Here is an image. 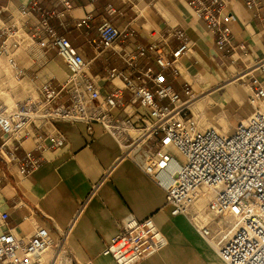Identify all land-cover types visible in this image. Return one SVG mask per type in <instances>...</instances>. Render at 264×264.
Returning <instances> with one entry per match:
<instances>
[{
    "label": "built area",
    "instance_id": "built-area-1",
    "mask_svg": "<svg viewBox=\"0 0 264 264\" xmlns=\"http://www.w3.org/2000/svg\"><path fill=\"white\" fill-rule=\"evenodd\" d=\"M88 1L90 6L96 2ZM225 3L189 0L194 16L212 35L222 57H230L233 66L246 64L249 49L237 43L230 25L235 16L224 13ZM245 4L249 12L264 8V0H247ZM74 8L73 0H28L10 25L1 19L0 8V57H11L24 47L31 67H21L15 57L8 62L16 80L27 78L34 85L31 93L12 105L0 100V158L7 168L28 177L47 161V152L63 149L68 139L56 127L57 122L85 124L90 136L93 125L100 124L119 142L123 156L136 162L165 190L171 214L186 216L226 264H264V84L256 74L264 73V61L246 64L235 73L239 80L250 77L252 112L225 130L210 123L206 112L192 110L191 104L200 94L190 82L185 81L183 95L168 83L167 72L179 78L182 59L194 54L196 43L185 29L163 33L152 28L151 41L143 43L133 41L135 30L104 20L98 26L99 37L87 40L95 56L86 59L67 33L93 17L88 14L71 25L67 18ZM105 10L110 15L116 12L111 4ZM19 28L25 37L8 44ZM172 39L177 46L171 45ZM50 50H55L68 68L63 80L44 72ZM108 55L125 68L113 66ZM103 56H107L104 79L111 87L106 94L91 75L93 62ZM28 140L32 147L26 149ZM6 179L1 171L0 189ZM99 185H93L80 210ZM204 194L208 202L199 210ZM8 217V213L1 215L2 221ZM167 243L152 217L129 215L103 254L116 264H137L156 255ZM60 245L44 226L29 238L8 230L0 234V264H41L45 253Z\"/></svg>",
    "mask_w": 264,
    "mask_h": 264
},
{
    "label": "crops",
    "instance_id": "crops-1",
    "mask_svg": "<svg viewBox=\"0 0 264 264\" xmlns=\"http://www.w3.org/2000/svg\"><path fill=\"white\" fill-rule=\"evenodd\" d=\"M27 1L0 0V8H3L1 19L7 25L13 23L20 17V8ZM246 1L226 0L224 13L235 16L231 29L237 43L245 44L249 49L246 64L252 65L258 60L264 61V8L249 12ZM73 2L75 8L67 18L71 25L88 14L93 17L86 25L72 27L67 33L86 59L95 56L94 48L87 40L99 37L98 26L104 20L121 29L135 30L133 41L143 43L151 41L152 28L163 33L182 28L196 43L194 54L182 59V76L174 79L167 72L168 83L183 95L185 81L190 82L200 94L195 102L196 109L192 110L195 113L206 112L204 116L210 123H218L225 130L252 112L250 77L246 76L243 81L235 74L244 70L246 64L238 62L233 66L230 57H222L212 35L194 16L189 0H96L93 6L88 0ZM109 4L116 9L112 15L105 10ZM20 32L22 35L16 38L22 41L25 37L23 29ZM171 45L177 46V41L172 39ZM11 57H15L23 68L32 66L24 47ZM11 57L0 59V68L5 70L0 87H11L14 82L18 89L7 92L15 102L31 93L34 85L17 83L8 63ZM106 57L96 59L91 66V75L103 94L111 89L103 74ZM110 62L115 67L125 68L116 57H110ZM154 66L158 68L156 64ZM45 68V73L53 74L59 80L68 74L67 66L55 50L48 52ZM256 74L264 84V73L257 71ZM125 97L128 99L129 94L126 93ZM56 127L67 136L68 143L61 150L47 152V161L32 175L21 176L15 168L10 171L0 158V176L1 171L7 176L0 189V234L12 230L20 237L29 238L36 228L44 226L50 230L54 240L61 241L68 264L88 261L116 264L103 251L120 233L123 220L129 215L138 219L152 217L168 243L156 255L137 264H226L186 216L171 214L165 190L151 180L136 162L123 156L119 142L102 125H93L92 136L87 134L86 125L82 123L57 122ZM24 147H32V142L28 140ZM97 183L100 185L96 194L80 210ZM207 202L208 198L200 199L198 209L205 208ZM3 213L9 214L6 221L1 219ZM53 255L54 252L52 255L46 253L42 264H53Z\"/></svg>",
    "mask_w": 264,
    "mask_h": 264
},
{
    "label": "rangeland",
    "instance_id": "rangeland-1",
    "mask_svg": "<svg viewBox=\"0 0 264 264\" xmlns=\"http://www.w3.org/2000/svg\"><path fill=\"white\" fill-rule=\"evenodd\" d=\"M19 34H21V33H19ZM14 40V39H17L16 37H11V38H9V40L7 41V43L8 44H10L11 43V40ZM6 59V57L5 56H1L0 57V59ZM4 75H5V70H2L1 68H0V85H2V83H3V81L4 80H2V79H4ZM13 75H14V73H13ZM15 79V78H14ZM16 80V79H15ZM17 81V83H20V84H23V83H26V82H28V83H31L32 84V82H30V81H28L27 79H24V80H16ZM7 84V83H6ZM33 85V84H32ZM15 86V83L13 82L12 84H11V87H5V88H1L0 87V100H2V101H4L5 103H9L10 102V100H8V98H11L12 99V103L11 104H13V102H14V99L12 98V97H9V92H14L16 89H18V88H15L14 87ZM7 91H9V92H7ZM17 101V100H16ZM210 218V216H208L207 217V219H209ZM58 251H60V253L62 252V251H64V250H62V249H59ZM49 254H53V252H50L49 251ZM55 254V253H54ZM65 255V254H64ZM54 256V255H53Z\"/></svg>",
    "mask_w": 264,
    "mask_h": 264
},
{
    "label": "bare ground",
    "instance_id": "bare-ground-1",
    "mask_svg": "<svg viewBox=\"0 0 264 264\" xmlns=\"http://www.w3.org/2000/svg\"><path fill=\"white\" fill-rule=\"evenodd\" d=\"M22 29L21 28H19V32L17 33V35L15 36V37H17V36H20V35H22V34H19V33H21L20 31H21ZM24 36H25V34H24ZM14 38V37H13ZM9 40V39H8ZM9 57V56H8ZM9 63V62H8ZM8 100H10V102H9V104L8 105H12V104H10V103H12V99L11 98H8ZM22 100V99H21ZM17 101H20V100H17ZM17 101H15V102H17ZM15 102H13V104L15 103ZM196 101H194L192 104H191V108L192 109H196V103H195ZM130 133H132V130H130ZM125 148H126V146H125ZM204 198H208V195L206 196V194H204L203 195V197L201 198V199H204ZM59 249H62V250H64V248L60 245V247L56 250V251H53L55 254H54V256H53V258H54V262H53V264H68V259H67V257H66V254L64 253V251H62L61 253H60V251H58ZM48 253V252H47ZM46 254V253H45ZM65 254V255H64ZM53 261V260H52ZM43 263V257H42V259H41V264ZM52 263V262H51Z\"/></svg>",
    "mask_w": 264,
    "mask_h": 264
}]
</instances>
